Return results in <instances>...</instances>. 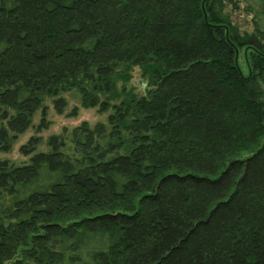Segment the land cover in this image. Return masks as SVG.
<instances>
[{
  "label": "trees",
  "instance_id": "obj_1",
  "mask_svg": "<svg viewBox=\"0 0 264 264\" xmlns=\"http://www.w3.org/2000/svg\"><path fill=\"white\" fill-rule=\"evenodd\" d=\"M227 5L0 0V152L108 112L0 158V264H264V25Z\"/></svg>",
  "mask_w": 264,
  "mask_h": 264
},
{
  "label": "rangeland",
  "instance_id": "obj_2",
  "mask_svg": "<svg viewBox=\"0 0 264 264\" xmlns=\"http://www.w3.org/2000/svg\"><path fill=\"white\" fill-rule=\"evenodd\" d=\"M236 6L227 5L226 11L230 14L231 21L238 27L240 32H252L255 26L262 28L264 25V0H235ZM250 49L242 47L238 50L237 63L244 75H248L250 67ZM129 85L135 88L139 94L143 93V88H146L145 79L141 77L138 67H134ZM263 91L264 83L262 82ZM264 98V95H263ZM47 106L45 121H47L46 128L40 131L36 127L42 117L40 110H38L32 121V126L29 127L24 133L20 134L16 139L13 148L9 152H0V158H7L14 163H21L26 161L28 156L20 153V146L25 143L31 136L41 137L42 144L38 149H46L45 140L51 134L60 133L64 127L72 128L83 121L89 124H94L98 121H105L108 112H99L97 107L81 108L78 106L77 113L70 115L72 107L75 105L73 101H69L66 110L63 113H57L50 100L45 101Z\"/></svg>",
  "mask_w": 264,
  "mask_h": 264
}]
</instances>
